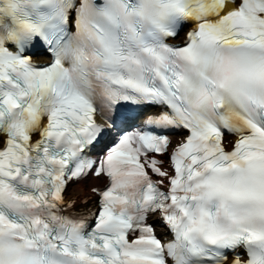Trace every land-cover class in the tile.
Segmentation results:
<instances>
[{"label":"snow or ice","instance_id":"6c2138e0","mask_svg":"<svg viewBox=\"0 0 264 264\" xmlns=\"http://www.w3.org/2000/svg\"><path fill=\"white\" fill-rule=\"evenodd\" d=\"M0 264H264V0H0Z\"/></svg>","mask_w":264,"mask_h":264}]
</instances>
